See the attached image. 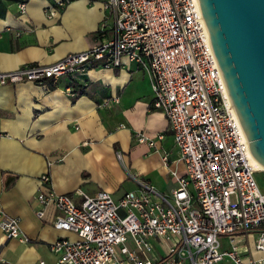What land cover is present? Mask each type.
Wrapping results in <instances>:
<instances>
[{
  "label": "built area",
  "instance_id": "obj_1",
  "mask_svg": "<svg viewBox=\"0 0 264 264\" xmlns=\"http://www.w3.org/2000/svg\"><path fill=\"white\" fill-rule=\"evenodd\" d=\"M102 3L108 15L92 47L50 64L0 71V85H56L62 76L74 79L98 63L107 68L124 60L136 63L149 76L153 106L168 120L184 169L171 171L176 185L169 193L134 176L138 188L119 199L106 190L58 193L49 173L42 174L35 214L46 220L53 206L51 225L75 235L52 243L54 264H215L226 257L232 264H264V191L256 178L264 170L254 164L235 117L198 0ZM18 8L25 14L27 3L18 2ZM112 102L118 99L100 105ZM162 138L138 139L156 147ZM163 160L168 163L167 154ZM0 212L2 233L29 242L19 217ZM0 262L16 264L2 257Z\"/></svg>",
  "mask_w": 264,
  "mask_h": 264
},
{
  "label": "crops",
  "instance_id": "obj_2",
  "mask_svg": "<svg viewBox=\"0 0 264 264\" xmlns=\"http://www.w3.org/2000/svg\"><path fill=\"white\" fill-rule=\"evenodd\" d=\"M20 1L27 3L25 14L19 12ZM60 1L0 0V71L50 64L96 43L97 29L108 15L103 0H71L63 6ZM106 98L118 102L101 106ZM153 98L146 71L126 60L115 68L98 63L74 79L62 76L56 85H0V209L19 217L29 238H7L0 230V257L16 264H54L52 243L75 238L51 225L53 206L46 220L35 214L44 173L58 193L106 190L119 199L138 188L134 176L164 193L175 187L171 171L184 166L168 120L154 108ZM141 134L163 138L150 147L139 141Z\"/></svg>",
  "mask_w": 264,
  "mask_h": 264
},
{
  "label": "water",
  "instance_id": "obj_3",
  "mask_svg": "<svg viewBox=\"0 0 264 264\" xmlns=\"http://www.w3.org/2000/svg\"><path fill=\"white\" fill-rule=\"evenodd\" d=\"M239 126L264 166V0H198Z\"/></svg>",
  "mask_w": 264,
  "mask_h": 264
},
{
  "label": "rangeland",
  "instance_id": "obj_4",
  "mask_svg": "<svg viewBox=\"0 0 264 264\" xmlns=\"http://www.w3.org/2000/svg\"><path fill=\"white\" fill-rule=\"evenodd\" d=\"M256 178L258 180L260 188L264 191V172H257ZM254 235L255 234L249 236L250 240L254 239L255 237ZM215 264H232V262L229 258L226 257L223 261L215 263Z\"/></svg>",
  "mask_w": 264,
  "mask_h": 264
},
{
  "label": "bare ground",
  "instance_id": "obj_5",
  "mask_svg": "<svg viewBox=\"0 0 264 264\" xmlns=\"http://www.w3.org/2000/svg\"><path fill=\"white\" fill-rule=\"evenodd\" d=\"M253 162L256 165L258 170H264V166L261 165L254 157H253Z\"/></svg>",
  "mask_w": 264,
  "mask_h": 264
}]
</instances>
